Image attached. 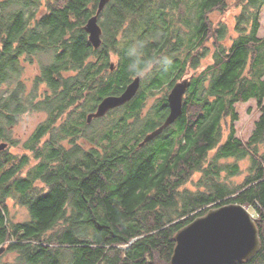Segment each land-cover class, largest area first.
I'll return each instance as SVG.
<instances>
[{
	"label": "trees",
	"instance_id": "trees-1",
	"mask_svg": "<svg viewBox=\"0 0 264 264\" xmlns=\"http://www.w3.org/2000/svg\"><path fill=\"white\" fill-rule=\"evenodd\" d=\"M98 2L0 0V143L9 144L0 150V258L171 264L180 229L212 207L240 203L255 212L262 244L236 264H264V0H111L95 48L84 26ZM235 10L233 35L213 14ZM28 65L37 66L30 90ZM136 76L131 101L87 122ZM183 78V113L139 147L168 116V94ZM250 99L259 117L244 141L236 105ZM36 112L46 118L33 133L13 138ZM10 199L27 208L25 220L14 218Z\"/></svg>",
	"mask_w": 264,
	"mask_h": 264
},
{
	"label": "water",
	"instance_id": "water-1",
	"mask_svg": "<svg viewBox=\"0 0 264 264\" xmlns=\"http://www.w3.org/2000/svg\"><path fill=\"white\" fill-rule=\"evenodd\" d=\"M111 0H99L97 12L91 16L84 29L95 48L102 44L103 29L99 17ZM113 68V67H112ZM141 76H136L120 94L104 97L97 108L87 115V122L107 115L112 109L131 101L141 87ZM190 87V79L178 81L168 94L169 114L164 122L149 132L139 143L142 147L160 135L183 113L184 98ZM8 143H0V150ZM176 247L171 264H236L252 259L261 248L256 217L250 208L240 203H228L212 207L204 215L196 217L180 229L176 236ZM3 249L0 250L2 252Z\"/></svg>",
	"mask_w": 264,
	"mask_h": 264
},
{
	"label": "rangeland",
	"instance_id": "rangeland-1",
	"mask_svg": "<svg viewBox=\"0 0 264 264\" xmlns=\"http://www.w3.org/2000/svg\"><path fill=\"white\" fill-rule=\"evenodd\" d=\"M233 1V0H230ZM238 12V10H235L234 12H229L226 15H223L221 13H215L213 14V18L216 20L221 19L222 17L224 18L225 21L229 22V31L230 33L234 34V23H235V14ZM261 20H262V26L261 29L259 31V35L261 37H264V8L262 10V16H261ZM231 40L230 38H227L225 43L226 44H230ZM214 50V48H213ZM212 53H210L208 55V57H206L204 59V65L209 63L212 59ZM37 73V66L36 65H28L26 67V71L25 74L23 76L24 81L26 82L27 88L30 90L31 88V83L33 80V77L36 75ZM164 94V91H161L157 94H155L153 97L150 98V100L148 101V105H152L153 103L156 102V99H158L160 96H162ZM236 109L240 114V119L236 122V128H237V135L243 139L244 141L248 140V138L250 137L253 129H254V125L256 120L259 117V108L257 106L256 100L255 99H250L246 102H240L237 103L236 105ZM46 118V114L44 112H36V113H32L30 115L24 116L12 129V137L15 139H19V140H26L32 133L33 131L36 129V127L38 126L39 123H41L44 119ZM93 123V121L91 122ZM104 125L102 124H98L96 126H93V128L95 129H101ZM228 135V130L226 129L224 131V137L223 139L225 140L226 137ZM2 143V142H1ZM7 143V142H6ZM9 145V144H8ZM7 145V146H8ZM22 144L19 143L17 145V147H13L12 150L14 152H22ZM245 164V163H244ZM200 177L199 174H197L194 178L195 180H198ZM244 178L243 175L235 177L234 179L237 182L242 181ZM189 187H193L192 184H188ZM9 204L11 207V211L13 213V215L15 216L14 218L17 221H23L25 220L29 215H28V211L27 208L24 206H16V204H14L13 200H9ZM253 214L255 215V212L252 211ZM0 260H2L4 262V264L9 263V262H14L15 261V253H5L4 256L2 258H0Z\"/></svg>",
	"mask_w": 264,
	"mask_h": 264
},
{
	"label": "bare ground",
	"instance_id": "bare-ground-1",
	"mask_svg": "<svg viewBox=\"0 0 264 264\" xmlns=\"http://www.w3.org/2000/svg\"><path fill=\"white\" fill-rule=\"evenodd\" d=\"M115 7V6H114ZM111 12V11H110ZM114 65H112V67H113ZM114 68V67H113Z\"/></svg>",
	"mask_w": 264,
	"mask_h": 264
}]
</instances>
